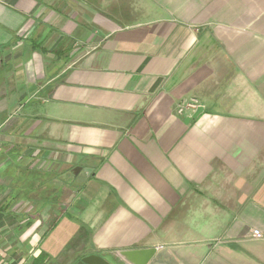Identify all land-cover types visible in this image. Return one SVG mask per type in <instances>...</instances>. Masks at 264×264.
<instances>
[{
    "label": "crops",
    "instance_id": "1",
    "mask_svg": "<svg viewBox=\"0 0 264 264\" xmlns=\"http://www.w3.org/2000/svg\"><path fill=\"white\" fill-rule=\"evenodd\" d=\"M0 137V264H264V0H0Z\"/></svg>",
    "mask_w": 264,
    "mask_h": 264
},
{
    "label": "water",
    "instance_id": "2",
    "mask_svg": "<svg viewBox=\"0 0 264 264\" xmlns=\"http://www.w3.org/2000/svg\"><path fill=\"white\" fill-rule=\"evenodd\" d=\"M200 108L196 110L193 117H195L199 112ZM81 167H75V171L80 170ZM87 170V169H85ZM155 248H142V249H132L127 251H122L121 255L131 264H146L154 255ZM74 264H111L102 255L99 254H89L78 259Z\"/></svg>",
    "mask_w": 264,
    "mask_h": 264
},
{
    "label": "rangeland",
    "instance_id": "3",
    "mask_svg": "<svg viewBox=\"0 0 264 264\" xmlns=\"http://www.w3.org/2000/svg\"><path fill=\"white\" fill-rule=\"evenodd\" d=\"M1 138L2 137H0V139ZM30 162L31 161H28L27 164L30 165ZM32 164H34V163H32ZM43 166H44L43 167L44 169H49V168H51L52 165L50 166L49 163H44ZM63 172L64 171H56V170H53V173H52L53 177L51 175V172H49V175L48 176L46 175L45 177L42 178L43 185L48 183L49 184L48 185L49 187L50 186L52 187V186H55V185L61 186V184H65V186H66V184L68 183L67 181H70L71 175L70 174H68V175L67 174H64ZM67 187H68V190L70 188H72L71 185H68ZM61 188H62V186H61ZM68 192L69 191H64L63 192L64 196L61 197V199H64L67 196V193ZM38 195L37 194H33V197L34 198L35 197H38ZM71 258L72 257H70L69 259H71Z\"/></svg>",
    "mask_w": 264,
    "mask_h": 264
},
{
    "label": "built area",
    "instance_id": "4",
    "mask_svg": "<svg viewBox=\"0 0 264 264\" xmlns=\"http://www.w3.org/2000/svg\"><path fill=\"white\" fill-rule=\"evenodd\" d=\"M196 105H197L196 100L192 99V100L187 101L186 103L180 105L178 112L181 113L184 108H195ZM251 235L255 238H261L262 237V233L256 228H253L251 230Z\"/></svg>",
    "mask_w": 264,
    "mask_h": 264
},
{
    "label": "trees",
    "instance_id": "5",
    "mask_svg": "<svg viewBox=\"0 0 264 264\" xmlns=\"http://www.w3.org/2000/svg\"><path fill=\"white\" fill-rule=\"evenodd\" d=\"M49 197H50V196H49ZM43 198H44V200H45V202H44V203H46L47 199H46L45 197H43ZM47 203H48V202H47ZM47 203H46V204H47Z\"/></svg>",
    "mask_w": 264,
    "mask_h": 264
}]
</instances>
